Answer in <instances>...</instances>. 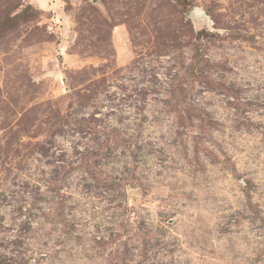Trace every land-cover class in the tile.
Here are the masks:
<instances>
[{"label":"rangeland","instance_id":"374dc122","mask_svg":"<svg viewBox=\"0 0 264 264\" xmlns=\"http://www.w3.org/2000/svg\"><path fill=\"white\" fill-rule=\"evenodd\" d=\"M0 264H264V0H0Z\"/></svg>","mask_w":264,"mask_h":264}]
</instances>
